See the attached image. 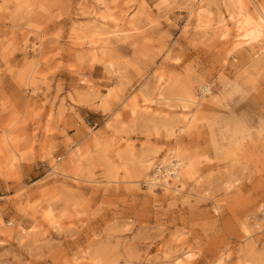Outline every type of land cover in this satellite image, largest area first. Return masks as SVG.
Here are the masks:
<instances>
[{"label": "rangeland", "instance_id": "obj_1", "mask_svg": "<svg viewBox=\"0 0 264 264\" xmlns=\"http://www.w3.org/2000/svg\"><path fill=\"white\" fill-rule=\"evenodd\" d=\"M227 5L0 0V264H264L263 35Z\"/></svg>", "mask_w": 264, "mask_h": 264}, {"label": "bare ground", "instance_id": "obj_2", "mask_svg": "<svg viewBox=\"0 0 264 264\" xmlns=\"http://www.w3.org/2000/svg\"><path fill=\"white\" fill-rule=\"evenodd\" d=\"M227 1H228V5L227 6H229L230 9H231V11H229V14H230L231 18L233 17V13H237L239 15L238 18H239L240 22L243 23V25H245L246 27L254 28L255 29L254 32H256V34L257 33H261L263 35V37H262L263 39L262 40L260 39L258 41L257 39H255V40H257V43L259 42L258 44H260L261 48L263 49L264 48V3L263 2H259L258 0H227ZM249 4L252 5V7H253L252 10L249 9ZM207 13H209V12L207 11L206 8L199 7L197 9L196 13L194 14L196 19H197L196 21L201 23L203 21L202 18L205 17L204 15L207 14ZM98 18L101 20V23H102V21L103 22L105 21V16H103V15H99ZM220 22L222 23L223 20H221ZM243 25H241V26H243ZM221 26L223 27L224 25H221ZM249 42H251V41H249ZM237 44L238 43H236V45ZM239 44L242 45V42L239 43ZM253 44H254V42H253ZM206 90H207V88H206ZM177 99L182 103V104L180 103L181 105H179V107L182 108L183 110L184 109H188V107H189L188 103L189 104H196L198 106L201 104V102L197 101L195 99V97H193L192 94L190 92H188V91L186 93H184V95H182V97H179ZM143 100L144 101H149V102H152V103L156 102V101H158V102L163 101V104L165 106H169L168 105V100L169 99L167 97L163 96V94H161V93H157L155 98H152V99L146 97L145 95H143ZM134 112H135L134 110H131L132 114H134ZM187 115H188V113H186L184 111L178 113V117L176 119L167 120V121H165L162 124L163 129H166V131L168 132V131L173 130V128L176 126V124H179L177 126L179 131L180 132L184 131L185 129H187V124L189 122V119H188ZM168 134H170V132ZM169 136H171V134ZM175 152H176V150H175ZM51 153H52L51 149L47 150V154L48 155H51ZM74 153L76 155L74 158H71V155H73V153L69 156L70 157V162H72V163L74 162L75 163L77 161L75 164L73 163L74 167H77L79 162H80V157H79L80 153L77 152V151H75ZM168 154H164V156L160 159L159 163H161L160 164L161 167L164 166L163 163L165 161L167 162L168 160H170V158L168 160H166V158L168 157L167 156ZM173 155H174V153H173ZM178 160H180V159H178ZM151 162H152L151 160H149L147 162H142V163H145V164L141 165V167L143 166L144 169H147L151 165ZM167 165H168V167H165V169H166V171L168 173H166L165 171L163 172L161 167L157 166L155 168L154 173L152 174V177H151L152 179L150 181H153L154 185H156L159 182V185H160L161 181L163 180V178H165V177L167 178L168 176L172 175L175 179H177L179 181L180 185L184 186L186 184L187 178H186V171L183 170L184 169L183 168L184 165H182V162L181 163L180 162L176 163L174 160H172ZM57 217H59V216H57ZM59 218H58V220H59ZM49 221L52 224H57V221L54 220V217H53L52 213H49ZM92 264H96V263H92ZM130 264H133V263H130Z\"/></svg>", "mask_w": 264, "mask_h": 264}]
</instances>
